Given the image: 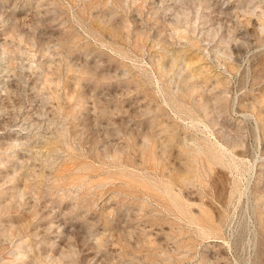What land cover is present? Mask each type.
I'll list each match as a JSON object with an SVG mask.
<instances>
[{"label": "rangeland", "instance_id": "rangeland-1", "mask_svg": "<svg viewBox=\"0 0 264 264\" xmlns=\"http://www.w3.org/2000/svg\"><path fill=\"white\" fill-rule=\"evenodd\" d=\"M0 264H264V0H0Z\"/></svg>", "mask_w": 264, "mask_h": 264}]
</instances>
